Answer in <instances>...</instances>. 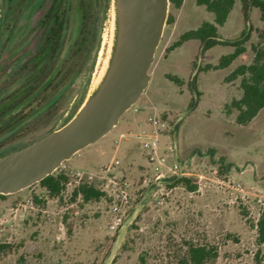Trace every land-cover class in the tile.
Here are the masks:
<instances>
[{"label": "rangeland", "instance_id": "rangeland-1", "mask_svg": "<svg viewBox=\"0 0 264 264\" xmlns=\"http://www.w3.org/2000/svg\"><path fill=\"white\" fill-rule=\"evenodd\" d=\"M50 1L28 7V0H0V46L5 48L0 62H7L0 72V88L7 81L6 91L0 92V152L26 146L65 124L105 56L110 0L94 3L80 53L75 49L81 25L78 0H69L67 40L53 59L42 51L47 34L43 16ZM167 19L143 94L107 135L53 172L67 178L58 197H49L37 183L0 197V243L12 246L0 264H183L188 243L216 249V258L205 264H264V242L257 244L255 227L264 211V107L247 125L236 124L230 103L240 97V79H228L252 59L258 11L253 9L245 23L236 3L218 27L223 40L238 39L249 25L253 28L245 51L225 67H219V60L233 47L202 51L196 40L181 41L183 34L212 20L196 0H184L178 9L169 6ZM49 75L50 85L44 87ZM154 133L156 158L169 167L178 163L184 174L178 178H189L193 192L172 185L177 177L166 169L159 186L149 185L154 174L141 143L142 135ZM76 171L130 184V203L115 229L105 193L87 203L81 196L73 198L77 184L70 172ZM91 185L104 184L94 180Z\"/></svg>", "mask_w": 264, "mask_h": 264}, {"label": "water", "instance_id": "water-1", "mask_svg": "<svg viewBox=\"0 0 264 264\" xmlns=\"http://www.w3.org/2000/svg\"><path fill=\"white\" fill-rule=\"evenodd\" d=\"M111 29L93 84L74 115L47 135L0 156V195L18 193L118 125L146 89L169 0H110Z\"/></svg>", "mask_w": 264, "mask_h": 264}, {"label": "trees", "instance_id": "trees-1", "mask_svg": "<svg viewBox=\"0 0 264 264\" xmlns=\"http://www.w3.org/2000/svg\"><path fill=\"white\" fill-rule=\"evenodd\" d=\"M40 1V2H39ZM184 0H169V6L178 9ZM42 0H28L26 6L39 7ZM96 0H78V10L81 16V25L78 33V40L75 42V49L82 51L86 46V33L93 16V5ZM238 3L239 11L245 23L248 22L249 13L256 9L259 15L260 27L255 29L257 42L251 45L253 56L251 61L246 65L238 66L228 77V79L239 78L240 97L233 99L230 107L236 110L235 123L238 125H247L264 107V0H196V4L204 7L211 14V21L202 22L197 28L190 30L181 36V41L196 40L202 51L209 50L217 45L231 46L234 51L224 55L219 60V67L229 65L238 55L245 51L244 44L251 37L253 28L249 25L248 30L242 33L241 37L235 40H223L219 36L218 27L224 25L228 20L235 4ZM70 1L69 0H51L46 13L43 16V24L47 28L44 46L42 51L47 53L49 59L60 55L64 49L69 32L70 22ZM172 21L167 19V23ZM70 46V45H69ZM72 46V44H71ZM70 46V47H71ZM99 42L96 45L98 50ZM91 63L90 70H92ZM79 71L76 69V72ZM75 72V73H76ZM51 76L49 75L42 85H50ZM196 77V75L194 76ZM195 78H193L194 80ZM88 84V82H87ZM194 82H190V88H193ZM31 95V94H30ZM28 95V97L30 96ZM21 148V147H19ZM19 148H14V151ZM9 151V152H10ZM66 176L63 173L51 174L37 184L41 186L49 197H58L66 183ZM172 185H181L187 191L193 192L195 185L186 177L175 178ZM78 194L82 197L84 203L98 201L105 196L100 188L92 185H81L72 193L73 198ZM5 197V195H0ZM37 201V198L34 197ZM258 245L264 242V211L260 214L256 224ZM12 246L7 243H0V257L11 251ZM217 256L214 247L203 245L187 244V249L182 259L183 264H205L215 259ZM60 264V263H55Z\"/></svg>", "mask_w": 264, "mask_h": 264}, {"label": "built area", "instance_id": "built-area-1", "mask_svg": "<svg viewBox=\"0 0 264 264\" xmlns=\"http://www.w3.org/2000/svg\"><path fill=\"white\" fill-rule=\"evenodd\" d=\"M149 121L152 122V125H157L158 121L154 118H149ZM154 132H156L154 130ZM145 137L141 143V148L146 152L147 160L151 164L150 170L154 174V179L149 182V185L159 186L162 183V179H164L163 170L170 171L174 177L184 176L180 172V166L178 163H175L173 166L169 167L166 166L162 161L156 158V148H157V134H145L142 135ZM113 163L117 165L119 162L114 160ZM114 164H110L106 167L105 173H107ZM165 167V168H164ZM71 176L75 178V182L78 188L81 185H91V182L96 180L97 183L104 184L100 190L104 192L110 202V211L114 216L113 224L111 225V229H115L121 223V218L119 214L123 208L128 207L130 203V195L129 189L130 184L124 180H117L115 178L108 179V176L96 177L91 173H84V172H70ZM172 176V177H173ZM106 181V182H105ZM104 182V183H103ZM102 186V185H101ZM105 186V187H104ZM80 196V194H78Z\"/></svg>", "mask_w": 264, "mask_h": 264}, {"label": "flooded vegetation", "instance_id": "flooded-vegetation-1", "mask_svg": "<svg viewBox=\"0 0 264 264\" xmlns=\"http://www.w3.org/2000/svg\"><path fill=\"white\" fill-rule=\"evenodd\" d=\"M2 21L0 19V35H1V29H2ZM0 40H1V36H0ZM5 48L2 46H0V52L3 51ZM1 59V58H0ZM7 65V62L5 60H3L2 62H0V72L2 71V69ZM8 79V78H7ZM4 80H2L3 82ZM4 84H7V81L3 82V84L1 85L2 87L0 88V92L3 93L6 91V86H4ZM11 152V151H10ZM9 153V151H5V152H0V156L5 155Z\"/></svg>", "mask_w": 264, "mask_h": 264}, {"label": "crops", "instance_id": "crops-1", "mask_svg": "<svg viewBox=\"0 0 264 264\" xmlns=\"http://www.w3.org/2000/svg\"><path fill=\"white\" fill-rule=\"evenodd\" d=\"M11 195H16V194H11Z\"/></svg>", "mask_w": 264, "mask_h": 264}]
</instances>
